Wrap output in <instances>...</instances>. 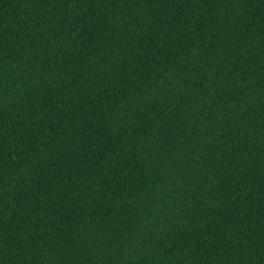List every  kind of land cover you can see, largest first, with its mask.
<instances>
[{
    "label": "trees",
    "instance_id": "16d2710c",
    "mask_svg": "<svg viewBox=\"0 0 264 264\" xmlns=\"http://www.w3.org/2000/svg\"><path fill=\"white\" fill-rule=\"evenodd\" d=\"M0 264H264V0H0Z\"/></svg>",
    "mask_w": 264,
    "mask_h": 264
}]
</instances>
